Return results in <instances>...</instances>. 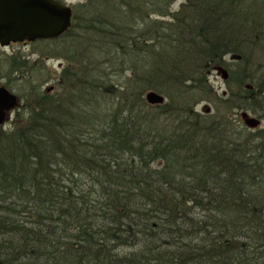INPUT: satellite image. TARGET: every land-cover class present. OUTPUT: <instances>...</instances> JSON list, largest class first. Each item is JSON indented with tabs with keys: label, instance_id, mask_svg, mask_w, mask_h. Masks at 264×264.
I'll return each instance as SVG.
<instances>
[{
	"label": "trees",
	"instance_id": "16d2710c",
	"mask_svg": "<svg viewBox=\"0 0 264 264\" xmlns=\"http://www.w3.org/2000/svg\"><path fill=\"white\" fill-rule=\"evenodd\" d=\"M139 1L120 0L114 20L91 8L89 26L109 39L98 71L73 81L67 66L60 92L0 129V264H264V128L249 130L237 113L264 120V64L222 99L204 75L243 54L236 35L240 46L264 42V23L234 17L243 0H186L176 30L163 26L149 51L122 25ZM236 22L246 36L234 35ZM119 59L121 73L132 70L124 87L107 72ZM146 90L167 101L148 104ZM212 94L231 107L198 112Z\"/></svg>",
	"mask_w": 264,
	"mask_h": 264
},
{
	"label": "rangeland",
	"instance_id": "374dc122",
	"mask_svg": "<svg viewBox=\"0 0 264 264\" xmlns=\"http://www.w3.org/2000/svg\"><path fill=\"white\" fill-rule=\"evenodd\" d=\"M66 1L72 3L76 7H74V11L78 9L79 16L78 21L73 18V27L71 32H69V36H63L54 42L37 40L27 45L13 43L7 46V48L0 45V86L8 87L13 93L17 94L20 99L19 105L10 113L6 122L0 126V129H11L19 113L22 114V112H26L27 115L29 110L33 108L36 109L41 102L40 99L43 94L53 95L60 92L61 89H63L62 85L66 82L64 70L67 66H69V72L74 75L72 80L75 81L81 72L87 73L91 71V69L93 72L98 71L97 67H99L101 61L103 62V56L106 54V51H109V39L103 36L104 34L100 35L97 29L92 28V25L89 26L90 24H94L96 20L90 22L87 17L90 15L89 13L92 12L91 8L94 12L99 13L100 9L107 7L102 9L104 12H101L102 14L100 15L97 14V16H102L101 19H103V17H105L104 15L108 14L109 19H116L119 15H122L125 10V8L121 7V4L118 3L120 0H112L116 2L115 4L110 3L111 0H108L109 3L104 2V0ZM161 1L167 0H140L139 2H134L132 12H129L128 16L125 14L128 18L122 25H129L128 29L134 25L137 35H140V33L143 34L147 42L154 39L155 35L161 36L163 39L166 38L165 33H161L163 26H168L172 32L175 31L177 23L175 20L176 14L183 13V16L186 15V6H188V2L186 0H171L167 7H165ZM90 2L99 6L82 7V5ZM250 3L253 7L247 9ZM125 5H127V7L129 6L128 4ZM249 10L252 11L251 15ZM239 11L245 13V23L250 21L248 17H252L256 22L261 21L264 23V0H243L241 4H237V8L233 9L234 17L239 14ZM102 21L104 20L96 22V24L101 26ZM139 22L142 24L139 25ZM244 22H242V24L236 22L237 28L234 30V35H236L237 32L238 34L241 32L243 36L247 35ZM238 39L239 36L237 37L236 35V40L231 46L239 47V49L235 48V51L238 49L243 53L242 55L229 53L224 58V64L216 62L214 65L209 66L208 64L204 68V75L208 86L210 85L212 93H216L217 97H221V99L229 97L232 93L239 95L241 92L239 84L236 82L237 76L244 71H249L250 75L245 73L251 76L253 68H257L258 65L264 64V42H255L256 36H254L253 41L245 39L243 44L241 43L242 46H240V40ZM145 47L146 49L148 47L150 51L153 48L151 41L146 43ZM68 53L69 56L67 57ZM243 57L247 58L248 63H241ZM139 63L144 64L145 62L142 60ZM108 67L107 72L110 74V77L124 87L127 83V76L131 75L132 70L129 69L121 73L122 64L120 59L113 65L110 63ZM126 67H129V64H126ZM219 67L227 70L229 74L227 79H224L221 73L218 72ZM230 73L234 76L232 82H228L230 81ZM132 85L133 83L130 80V86H128V90L126 89L127 94L125 95L128 96L131 92ZM72 87L73 85L70 86L69 91ZM148 91L149 90H146L144 93L145 100ZM213 94L210 97L207 96L198 101L196 105L198 112L204 113L205 109L210 107L211 113H216L217 109L225 111L222 107H227L228 109L231 107L230 104L223 101L216 102ZM235 100L239 104V97H236ZM166 101L167 98L164 102ZM23 105L28 106V108H22ZM99 105L97 106L99 107ZM102 105L104 106L103 101ZM240 111L237 110V113H240ZM250 113L253 116H258V114L254 112L250 111ZM236 117H238V115H234L235 120ZM19 119H21V115ZM242 122L241 120V123ZM261 122L258 129L264 128V120Z\"/></svg>",
	"mask_w": 264,
	"mask_h": 264
},
{
	"label": "water",
	"instance_id": "95a60500",
	"mask_svg": "<svg viewBox=\"0 0 264 264\" xmlns=\"http://www.w3.org/2000/svg\"><path fill=\"white\" fill-rule=\"evenodd\" d=\"M72 8L59 0H0V45L8 46L12 42L35 41L37 39L58 38L72 25ZM224 79L229 74L219 67ZM247 85V88H251ZM146 100L150 104H162L164 96L149 91ZM19 105L17 95L0 86V125L8 119L10 112ZM210 112V107L205 109ZM243 123L251 129L260 126L261 119L244 111Z\"/></svg>",
	"mask_w": 264,
	"mask_h": 264
},
{
	"label": "flooded vegetation",
	"instance_id": "af4514ba",
	"mask_svg": "<svg viewBox=\"0 0 264 264\" xmlns=\"http://www.w3.org/2000/svg\"><path fill=\"white\" fill-rule=\"evenodd\" d=\"M61 2H63V3H65V4H68V5H70L71 7H72V9L74 10V5L72 4V3H69V2H67L66 0H60ZM73 13H74V11H73ZM13 44V43H12ZM21 44H23V45H27V44H30V42H27V41H25V42H21Z\"/></svg>",
	"mask_w": 264,
	"mask_h": 264
}]
</instances>
